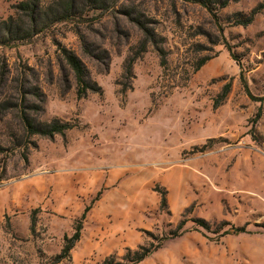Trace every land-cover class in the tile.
I'll return each instance as SVG.
<instances>
[{
	"label": "rangeland",
	"instance_id": "1",
	"mask_svg": "<svg viewBox=\"0 0 264 264\" xmlns=\"http://www.w3.org/2000/svg\"><path fill=\"white\" fill-rule=\"evenodd\" d=\"M20 1L0 0V18ZM82 2L77 17L0 47V193L11 190L0 264H124L127 249L159 240L138 264H264V235L249 236L264 234V0L214 14L185 0ZM64 49L87 70L84 98ZM22 111L73 127L29 136ZM52 171L70 178L66 206L69 186L33 183Z\"/></svg>",
	"mask_w": 264,
	"mask_h": 264
},
{
	"label": "trees",
	"instance_id": "2",
	"mask_svg": "<svg viewBox=\"0 0 264 264\" xmlns=\"http://www.w3.org/2000/svg\"><path fill=\"white\" fill-rule=\"evenodd\" d=\"M83 0H52L47 5L43 4L41 0H22L12 6V13L5 19L0 18V47H13L17 44H21L31 40L36 35L42 33L52 25L62 21H67L73 17H77L81 13L83 7ZM94 1V0H89ZM96 1V0H95ZM188 2H194L203 6L209 13L214 14L217 8H224L228 3L238 0H185ZM262 5H258L246 16L239 20L242 25L250 24L254 16L260 11ZM65 60L71 68L75 83L76 94L78 98H84L88 91H94L87 79V70L82 61L71 51L63 50ZM208 58L200 60L197 67H201L205 64ZM134 57H130L125 61V72L130 74ZM164 62H162V65ZM21 122L25 133L29 136L40 135L45 137H53L56 134L64 135L66 131L73 126L68 122L61 121L57 118H53L48 122H35L24 111L21 112ZM24 161L27 162V158L24 157ZM100 193L92 200L93 204L98 200ZM162 205H166V196L162 194ZM91 204L86 206L81 213L80 217L75 221L74 232L70 237L64 236V245L56 259H64L70 257V251L75 244L80 240L82 223L89 211ZM194 223L201 227H205V222L200 219H194ZM34 219H32V224ZM234 234L246 233L245 227L231 228ZM163 240L157 241L156 244L150 242L147 245L138 246L135 250L127 249V252L123 256L124 264H138L150 256L153 252L160 248ZM105 264H112V261L106 260Z\"/></svg>",
	"mask_w": 264,
	"mask_h": 264
},
{
	"label": "crops",
	"instance_id": "3",
	"mask_svg": "<svg viewBox=\"0 0 264 264\" xmlns=\"http://www.w3.org/2000/svg\"><path fill=\"white\" fill-rule=\"evenodd\" d=\"M61 172L58 171H52L51 173H49L48 176H44L47 177L45 178V180L42 178L43 176H41V178H36L35 181H33V183L35 184V187H37L39 190L41 191H45L47 186L46 183H50L51 185H53V190H56V193H59L60 190H62V187H68L70 185V178L67 176H61L60 174ZM38 179V180H37ZM84 180L83 176H82V181ZM72 187V186H71ZM70 186L67 188V191L71 188ZM68 193L70 195H65L67 198L64 200L63 202V206H66L69 204L70 201H73L72 196H74V194H72V192L70 193L68 191ZM4 198L5 202L7 203L11 197V190H8L4 193H0V199ZM58 200V199H57ZM63 200V199H62ZM1 200H0V209H1ZM84 210V209H83ZM247 233V232H246ZM249 233V232H248ZM249 235V234H248ZM256 235H264V234H251L249 236H256Z\"/></svg>",
	"mask_w": 264,
	"mask_h": 264
}]
</instances>
